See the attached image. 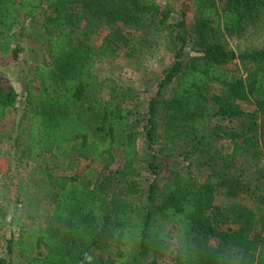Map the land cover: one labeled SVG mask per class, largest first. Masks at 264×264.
I'll return each instance as SVG.
<instances>
[{
  "label": "trees",
  "instance_id": "trees-1",
  "mask_svg": "<svg viewBox=\"0 0 264 264\" xmlns=\"http://www.w3.org/2000/svg\"><path fill=\"white\" fill-rule=\"evenodd\" d=\"M188 10L184 2L181 18L172 21L171 9L155 0H0L1 54L19 58L24 14L36 21L35 39L48 55L25 82L26 145L19 161L32 165L41 182L29 202L37 210L55 202L46 225L34 213V224L10 240L0 264H264V168L254 173V192L263 193L255 209L237 199L253 191L250 184L227 172L264 139V48L238 53L220 40L260 20L264 0H226L223 29L214 3L200 6L193 18ZM93 21L106 28L101 44ZM160 27L180 49L144 117L134 85L115 78L105 83L93 68L122 50L152 49L150 36ZM238 64L244 74L232 68ZM18 98L0 72V125ZM247 103L255 109L245 110ZM243 120L246 128L222 123ZM141 137L149 147L186 143L190 154L222 159L228 175L163 188L153 182L142 203L134 168ZM222 140L230 141L228 153L218 148ZM113 150L122 151L124 166L101 172L96 165L106 170ZM73 154L90 161L92 174L66 178L42 163ZM221 187L231 201L226 208L217 202Z\"/></svg>",
  "mask_w": 264,
  "mask_h": 264
},
{
  "label": "rangeland",
  "instance_id": "rangeland-1",
  "mask_svg": "<svg viewBox=\"0 0 264 264\" xmlns=\"http://www.w3.org/2000/svg\"><path fill=\"white\" fill-rule=\"evenodd\" d=\"M155 1L163 9H171L172 21L181 18L184 2L189 5L188 16L191 18L197 15L200 6L212 2L220 11V17L215 18L217 20L216 25L220 23L221 29H223L227 22L223 11L226 0ZM100 23L93 21L98 32L96 36L98 44L102 43L107 32L106 28H102ZM36 29V21L23 14L20 16L19 25L17 26V31L23 34L21 38L23 51L19 58L14 60L12 55L3 56L0 52V72L14 85L19 93L17 105L8 112L7 118L0 125V255L6 258L8 257L10 240L18 238L23 230L29 229L34 224L35 219H37L34 218L36 213H41L40 220L43 221L45 226L47 216L52 213L55 206L53 199H50L45 207L39 206L41 209L37 210V205L34 206L33 202H29L30 196L40 191L41 182L36 180V177L34 178L32 165L19 161L20 153L26 145L25 130L27 121L21 118L24 111L25 82L34 78L37 68L48 61V55L44 48L35 39ZM150 37L154 39L152 49L135 53L122 50L115 58H106L96 63L93 68V71L105 83L107 82L106 79L115 78L120 83L134 85L138 91L140 107L144 117L147 116L149 109V99L156 93L164 70L173 64L176 53L180 49L178 41L166 29L160 27ZM220 40L228 48L238 53L264 48V14L255 24L250 25L242 35L234 37L225 35L221 36ZM187 51H189V48H187ZM232 68L240 74L245 73V68L241 64L234 65ZM243 107L247 111L255 109L254 105L248 103L244 104ZM247 120H243L241 123L224 121L222 123L229 129L246 128ZM229 147L232 148L229 140H222L218 144V148L227 150L225 153L230 151ZM162 148H164V152H161ZM138 150L139 154L134 168L142 191L139 196L142 203L146 202V190L153 182L163 188L166 183H176L189 179L199 181L212 179L219 182L223 177L231 174L232 178L238 177L249 183L250 189L253 190L250 193H243L241 197L237 198L238 201L251 206L253 209L260 205L259 197H262L263 193L260 191L254 192L255 187L259 184L258 177L254 173L259 168H264V139H261L256 151L242 157L237 164L227 169L228 174L223 171L222 159L211 157L209 154H190L189 145L186 143L167 146L159 142L156 146L149 147L145 138L141 137L138 141ZM112 156L114 159L109 166L105 167L106 170H102L104 168L103 164H97L98 170L109 172L111 169L124 166L121 150H113ZM42 163L54 174L66 178H74L75 176L81 178L88 173L90 174L92 168H94L90 161L79 158L75 154L65 158L60 157L56 161H48L44 158ZM35 182H38L39 187L35 186ZM227 199L226 188L221 187L218 189V204H223L222 206L226 208L231 204V201L229 204L226 202ZM41 206H44V204ZM40 250L45 252L44 247ZM110 250L114 255L118 252L117 247ZM19 258L17 252H14L13 259L18 261Z\"/></svg>",
  "mask_w": 264,
  "mask_h": 264
}]
</instances>
